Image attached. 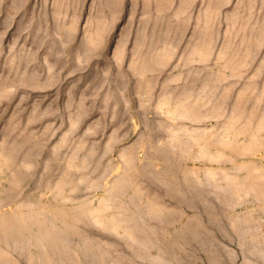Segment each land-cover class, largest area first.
<instances>
[{
	"label": "rangeland",
	"instance_id": "1",
	"mask_svg": "<svg viewBox=\"0 0 264 264\" xmlns=\"http://www.w3.org/2000/svg\"><path fill=\"white\" fill-rule=\"evenodd\" d=\"M3 264H264V0H0Z\"/></svg>",
	"mask_w": 264,
	"mask_h": 264
},
{
	"label": "crops",
	"instance_id": "2",
	"mask_svg": "<svg viewBox=\"0 0 264 264\" xmlns=\"http://www.w3.org/2000/svg\"><path fill=\"white\" fill-rule=\"evenodd\" d=\"M6 257H7L6 251L2 250L0 246V264L5 263Z\"/></svg>",
	"mask_w": 264,
	"mask_h": 264
}]
</instances>
